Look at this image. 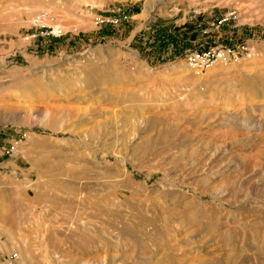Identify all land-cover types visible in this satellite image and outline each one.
<instances>
[{"label": "rangeland", "instance_id": "rangeland-1", "mask_svg": "<svg viewBox=\"0 0 264 264\" xmlns=\"http://www.w3.org/2000/svg\"><path fill=\"white\" fill-rule=\"evenodd\" d=\"M213 47L246 52L187 65ZM263 240L264 0H0V264H264Z\"/></svg>", "mask_w": 264, "mask_h": 264}, {"label": "built area", "instance_id": "built-area-1", "mask_svg": "<svg viewBox=\"0 0 264 264\" xmlns=\"http://www.w3.org/2000/svg\"><path fill=\"white\" fill-rule=\"evenodd\" d=\"M126 17H123L125 19ZM121 19H105L102 17H95L94 23L96 25H115L118 22H120ZM39 20H34V27L38 26ZM40 25V24H39ZM41 36H46V37H58L62 35V31L60 29H48L45 33L40 32ZM32 37H36V35H32ZM244 50V48H241L240 50L235 47H213V48H208L204 51L200 52H194L191 53L190 55L187 56L186 58V63L189 67L191 68H205L209 67L211 65H215L218 63H227L232 60H235L238 58L239 54H244L246 51H241ZM248 55V54H245ZM14 153V147L8 149L6 151V155L11 157ZM18 255L13 254L10 255V257L7 259V264H11L12 260H16Z\"/></svg>", "mask_w": 264, "mask_h": 264}, {"label": "bare ground", "instance_id": "bare-ground-1", "mask_svg": "<svg viewBox=\"0 0 264 264\" xmlns=\"http://www.w3.org/2000/svg\"><path fill=\"white\" fill-rule=\"evenodd\" d=\"M254 239H255V237H250L249 239H247V244H251V242H253Z\"/></svg>", "mask_w": 264, "mask_h": 264}]
</instances>
